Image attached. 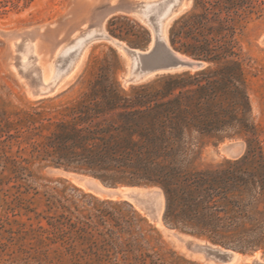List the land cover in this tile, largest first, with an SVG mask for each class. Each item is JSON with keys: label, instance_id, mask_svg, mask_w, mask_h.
Segmentation results:
<instances>
[{"label": "trees", "instance_id": "16d2710c", "mask_svg": "<svg viewBox=\"0 0 264 264\" xmlns=\"http://www.w3.org/2000/svg\"><path fill=\"white\" fill-rule=\"evenodd\" d=\"M263 16L264 0H194L171 28L170 42L209 62L206 69L125 92L108 64L90 92L53 116L45 110L0 113L2 251L19 246L23 264H196L162 252L159 238L151 246L145 235H134L142 228L110 212L101 211L96 223L48 194V209L38 212L35 165L88 170L113 184L158 186L168 224L243 252L260 243L264 145L251 118L238 36ZM236 136L247 143L242 158L220 169L196 165L205 143Z\"/></svg>", "mask_w": 264, "mask_h": 264}, {"label": "rangeland", "instance_id": "374dc122", "mask_svg": "<svg viewBox=\"0 0 264 264\" xmlns=\"http://www.w3.org/2000/svg\"><path fill=\"white\" fill-rule=\"evenodd\" d=\"M141 2L143 0H0V113L45 110L53 116V111L71 104L84 92H90L93 82L108 64H111L112 70L116 68L117 79L125 92H133L135 88L166 75L187 72L183 70L159 76L150 74L142 80L125 85L123 74L127 68L128 56L121 50L118 51L108 40L98 38L86 45L73 75L68 79L58 78L59 71L63 69L62 54L66 52V47L72 46L77 39L86 37L94 30L102 29L106 34L120 38L132 47L147 46L151 28L133 12ZM193 6L194 0H190L187 7L176 8L168 18L165 23L168 42L175 22L192 11ZM238 40L250 96L251 118L264 145V16L253 19L242 30ZM152 43L153 41L150 45ZM49 74L57 82L54 90L56 93L44 97L38 92H46L43 85ZM42 99L46 101L40 102ZM232 143H237V147L232 150L223 149L225 145ZM246 151L247 143L240 136L214 139L202 146L196 165L200 169L225 168L229 161L242 158ZM33 172L31 183L40 192L34 205L38 212L48 209L46 200L52 195L77 215H91L96 223H99L97 216L101 211L110 212L124 220H132L136 228H142L134 233L135 236L145 235L151 246H155L156 238H159L164 247L162 252L174 251L178 256L196 264H250L240 254L239 260L235 262H210L203 253L194 250L198 243L196 240L182 235L178 239L168 236L163 231L162 223L156 224L150 217L151 209L146 208V202L152 203L155 209L161 210V217H164L166 199L161 189L156 198L147 194L126 197L123 194L112 195L106 184L99 180L97 181L104 189H94L90 178L71 174L65 167L49 165L38 168L35 165ZM33 195L34 191L28 198ZM260 210H264V203H260ZM11 219L26 221L25 217ZM106 219L113 226V218L108 216ZM43 224L46 225V221ZM251 227V223H247V228ZM150 229H153L151 233ZM6 236L0 231V243H6ZM123 237L125 239L128 235ZM198 237L217 247L225 246L216 244L205 236ZM18 250L17 245H12L6 251L0 248V264H23ZM253 250L263 254L264 239L244 251L250 253Z\"/></svg>", "mask_w": 264, "mask_h": 264}, {"label": "water", "instance_id": "95a60500", "mask_svg": "<svg viewBox=\"0 0 264 264\" xmlns=\"http://www.w3.org/2000/svg\"><path fill=\"white\" fill-rule=\"evenodd\" d=\"M140 5V4H139ZM137 5L134 9L133 12L135 13V10L139 7ZM149 27L151 28V34H150V39L145 47H132L130 44L126 43L124 40L120 38L113 37L111 35L109 39H107L118 51L120 49H124L128 57H132V51L133 50H139L141 52V55L143 58L147 59L150 62V66L148 65H143L142 66V73L145 72L148 67L150 69L154 70L155 76L163 75V74H169V73H175L183 70H189V71H202L205 68L209 66V62L198 59L192 56H189L185 53H182L178 50H176L171 44V48L174 52H178L182 54L183 56L187 57L188 59H179L176 58L173 54V52H165L163 50V45L162 42L160 41V35L158 34V27H156L153 23H150ZM154 40V51H156V54L151 55L149 53L150 51V44ZM123 43H125V46H123ZM170 43V42H169ZM149 53V54H148ZM160 55L164 58L165 63L162 64L159 60H157L156 56ZM127 58V57H126ZM136 73L137 70H134L133 64H129V61L127 59V68L124 71L123 74V80L124 84H132L136 82ZM146 77L141 76L138 80H142ZM41 96L44 97H49L54 95L56 92L51 91V92H38ZM235 147H237V143H232L229 145H225L223 149L225 150H232ZM66 171H70L76 174H81V175H88L93 178H96L100 181H102L104 184H106L107 187L111 188L115 192L112 195H119L120 190H126V189H142V190H155L156 188H160L155 185H148V184H129V183H123V184H113L108 181L103 180V178L100 176V174L94 173L92 171L88 170H77V169H70V168H65ZM161 189V188H160ZM162 190V189H161ZM131 202V201H130ZM133 205H135L133 202H131ZM148 205L146 208L151 209L150 212V217L151 219L157 224L158 217L156 215V209L155 206L152 203L146 202ZM161 221L163 224V231L168 235L172 236L174 238H177L182 235H188L190 238L196 240L198 243L195 244L194 250L198 251L200 253L204 254V257L206 260L210 262H223V263H231L235 262L238 260H234V257L232 254H240L244 257L245 261L250 262V264H264V253L261 254L260 252L253 250L250 253L246 252H240L236 249H232L226 246H220L222 250H224L223 253L217 254L214 252L212 248L217 247L213 243H208L197 235L191 233L189 230L180 228V227H175L170 224H168L165 220L164 217H161Z\"/></svg>", "mask_w": 264, "mask_h": 264}, {"label": "bare ground", "instance_id": "6f19581e", "mask_svg": "<svg viewBox=\"0 0 264 264\" xmlns=\"http://www.w3.org/2000/svg\"><path fill=\"white\" fill-rule=\"evenodd\" d=\"M189 2L190 0H143V2H141L139 7L135 10V14L139 16L140 18H142L143 20H145L149 25L150 23H153L156 27H158V31H159L158 34L160 35V41L162 42L163 50L165 52H173L174 56L179 59H188V58L172 50L171 45L167 40L165 23L168 20V18L175 12L176 8H179V9L185 8L189 5ZM98 38L107 40L110 38V36L109 34H106L102 29L94 30L92 33H90L86 37L77 39L72 46L66 47V52L62 54V58H63L62 61L64 62L63 69L59 71L58 78L59 77H62L64 79L70 78L73 75L75 69L77 68L78 64L80 63L83 57L86 45L91 40L98 39ZM123 46H125V43H123ZM120 50L126 54L124 49H120ZM149 53L151 55L156 54V51H154V40H153L152 45H150ZM156 58L162 64L165 63L164 58L162 56L157 55ZM128 61H129V64H133L134 70H137L136 81H138V79L141 76L148 77L150 74L155 73L153 69H150V67H148V69L142 73V66L144 64L150 66L151 64L147 59L142 57L141 52L139 50H133L132 57H128ZM56 84L57 82L53 81V78L49 74L47 79H45L44 81L43 88L46 90V92H51L55 90ZM71 174H74L82 178H90L91 185L94 189H99V190L104 189V187L97 181L98 179L96 178H93L88 175L76 174L73 172ZM159 190L160 188H156L155 190H151V192H149V190L130 188L124 191L120 190L118 192L119 194H123L126 197H130V196L138 197L140 194H147L151 198H156V196L159 193ZM109 191L111 193L115 192L111 188H109ZM155 212L158 217L157 224H159L160 222L162 223L161 210L156 208ZM184 236L189 237L188 235H184ZM212 249L217 254L224 252V250H222L219 247H214ZM232 255L234 257V260L235 259L239 260V254H232Z\"/></svg>", "mask_w": 264, "mask_h": 264}]
</instances>
